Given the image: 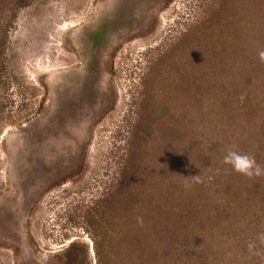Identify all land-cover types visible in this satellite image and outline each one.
<instances>
[{"label":"rangeland","instance_id":"obj_1","mask_svg":"<svg viewBox=\"0 0 264 264\" xmlns=\"http://www.w3.org/2000/svg\"><path fill=\"white\" fill-rule=\"evenodd\" d=\"M261 50L264 0H0V264H264Z\"/></svg>","mask_w":264,"mask_h":264},{"label":"clouds","instance_id":"obj_2","mask_svg":"<svg viewBox=\"0 0 264 264\" xmlns=\"http://www.w3.org/2000/svg\"><path fill=\"white\" fill-rule=\"evenodd\" d=\"M258 57L261 62H264V50L258 52ZM236 149L237 146L235 144L230 146L226 152V155L224 156L223 163L230 165L232 170L246 176L249 179L264 177V167L257 163L255 157L248 153L240 152ZM187 178H192L196 183L203 182L200 179V175L186 177V179ZM139 222L142 223V219Z\"/></svg>","mask_w":264,"mask_h":264},{"label":"trees","instance_id":"obj_3","mask_svg":"<svg viewBox=\"0 0 264 264\" xmlns=\"http://www.w3.org/2000/svg\"><path fill=\"white\" fill-rule=\"evenodd\" d=\"M256 191H257V189H256Z\"/></svg>","mask_w":264,"mask_h":264}]
</instances>
